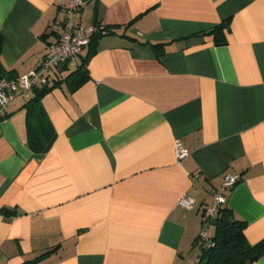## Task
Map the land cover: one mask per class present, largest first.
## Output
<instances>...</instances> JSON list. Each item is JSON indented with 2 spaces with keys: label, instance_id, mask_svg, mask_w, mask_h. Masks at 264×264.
<instances>
[{
  "label": "crops",
  "instance_id": "1",
  "mask_svg": "<svg viewBox=\"0 0 264 264\" xmlns=\"http://www.w3.org/2000/svg\"><path fill=\"white\" fill-rule=\"evenodd\" d=\"M63 20L54 0H0L2 68L36 69ZM226 20L224 43L202 34ZM74 21L110 30L88 79L64 80L89 44L54 68L50 91L14 94L0 119V264L56 245L46 264H195L227 174L238 180L221 206L249 243L263 239L264 0H86Z\"/></svg>",
  "mask_w": 264,
  "mask_h": 264
},
{
  "label": "trees",
  "instance_id": "2",
  "mask_svg": "<svg viewBox=\"0 0 264 264\" xmlns=\"http://www.w3.org/2000/svg\"><path fill=\"white\" fill-rule=\"evenodd\" d=\"M95 24L97 25L99 23ZM103 29L104 33L98 31L92 35L88 45L87 55L83 57L81 63L64 78L71 90L76 89L88 79L87 59L96 51L99 37L110 32L109 28L106 26H103ZM225 29H228L227 20L211 27L202 34L212 35L214 42L221 44L225 42ZM162 45L163 44H151L157 56L163 54ZM1 46L2 36L0 34V50ZM1 77L12 78V75L11 71L4 70L0 65V78ZM54 81L55 78H51L48 84L37 85L41 86L40 89H37V86H35L32 91H38V93L32 97L31 100H37L50 91L59 82L54 83ZM4 212L8 214L11 211L4 210ZM213 224L214 233L206 239L205 243L201 236H197L195 239L194 244L199 247L200 251L195 264H250L256 261L264 252V238L255 244L249 243L244 235L246 223L233 217L226 206H220L218 208ZM57 248V245L53 246L34 258L25 261L23 264H46L44 261L54 253Z\"/></svg>",
  "mask_w": 264,
  "mask_h": 264
},
{
  "label": "built area",
  "instance_id": "3",
  "mask_svg": "<svg viewBox=\"0 0 264 264\" xmlns=\"http://www.w3.org/2000/svg\"><path fill=\"white\" fill-rule=\"evenodd\" d=\"M64 10L63 30L57 41L51 44L47 53L36 69L16 78H0V119L5 115V107L19 93L29 97L33 88L37 85H46L52 78L54 68L61 64H76L77 57L89 44L92 35L98 31L104 33L101 24L82 26L74 21V13L86 2V0H54ZM174 152L178 160L188 155V150L181 141H176ZM238 180L237 176L227 174L222 180L221 187L212 195V204L206 212L210 215L217 214L218 208L225 202L223 190L232 187ZM195 201L193 198L183 195L178 204L185 208H192Z\"/></svg>",
  "mask_w": 264,
  "mask_h": 264
},
{
  "label": "rangeland",
  "instance_id": "4",
  "mask_svg": "<svg viewBox=\"0 0 264 264\" xmlns=\"http://www.w3.org/2000/svg\"><path fill=\"white\" fill-rule=\"evenodd\" d=\"M206 226H207V225L205 224L204 227L206 228ZM210 229H211V230H210ZM210 229H209V230L212 231L213 227H210Z\"/></svg>",
  "mask_w": 264,
  "mask_h": 264
}]
</instances>
